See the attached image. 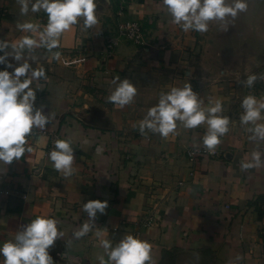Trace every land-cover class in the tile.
Instances as JSON below:
<instances>
[{
  "label": "crops",
  "instance_id": "crops-1",
  "mask_svg": "<svg viewBox=\"0 0 264 264\" xmlns=\"http://www.w3.org/2000/svg\"><path fill=\"white\" fill-rule=\"evenodd\" d=\"M34 2L29 0V9ZM95 4L93 27L85 28L80 18L60 35L59 47L25 49L19 61L8 56L6 64L13 68L0 64V71L9 72L23 63L43 68L45 77L31 85L33 114L42 111L49 120L45 128H33L46 133L29 139L31 152L9 165L0 162V247L44 216L55 219L62 233L49 250L54 264H101V257L114 264L103 241L115 248L128 235L151 246L146 264H264V139L255 131L264 125V109L259 120H242L246 97H254L257 107L264 103V62L257 61L264 23L254 34L258 42H248L250 29L239 47L221 48L213 60L225 66L221 74L216 68L203 73L197 31L172 23L163 0ZM119 19L140 21L144 42L123 37L109 51ZM26 22L39 30L21 31L18 24ZM47 22L43 11L22 16L17 0H0V41L9 44L0 56L13 53L11 44L23 36L39 42ZM250 76L256 79L248 86ZM125 80L136 95L121 107L109 97ZM186 84L203 109L220 102L216 115L229 119L217 155L188 154L204 145L206 124L188 129L177 121L167 137L146 126L142 130L162 94ZM52 135L72 148L71 175L53 167ZM95 200L108 207L104 213L96 210L93 220L84 205ZM150 215L155 221L145 226ZM85 223L89 231L77 237Z\"/></svg>",
  "mask_w": 264,
  "mask_h": 264
},
{
  "label": "clouds",
  "instance_id": "clouds-1",
  "mask_svg": "<svg viewBox=\"0 0 264 264\" xmlns=\"http://www.w3.org/2000/svg\"><path fill=\"white\" fill-rule=\"evenodd\" d=\"M17 3L20 5L22 16L27 15L29 11L32 13L43 11L47 14L48 22L44 31L39 33V42L31 36L21 37L18 42L11 44L13 53L5 52L4 56H0V64H6L10 55L16 61L21 60L25 49L32 50L45 46L51 50L59 47L60 35L77 25L80 18H83L85 28H91L98 23L95 0H35L31 9L29 0H17ZM163 5L171 15L172 23L181 25L183 22L185 32L193 28L198 32H207L209 21L223 20L226 16L235 17L247 7L243 0H236L234 6H226L225 0H163ZM18 27L23 32L35 33L39 30V25L31 22L18 24ZM8 47L6 41H0V51ZM55 55L59 59L60 54ZM6 67L13 68V65L7 63ZM45 75L43 68L31 69L28 63L15 67L12 72L0 71V162L4 165L20 160L26 151L31 152L32 148H26V138L32 133L33 128L43 129L49 123L42 111L33 114L36 96L31 85L34 79L38 80ZM255 79V76H250L248 86H251ZM135 95V87L125 80L109 99L122 107L129 104ZM201 105L202 101L192 91L190 84H186L182 89L173 88L170 93L162 94L159 103L149 109L148 116L152 119L146 118L142 122V130L146 126L167 137L176 130L177 121H181L188 129L206 124L207 134L203 143L207 149L214 151L221 143L220 137L228 132L229 119L216 115L222 111L220 102H216L214 107L208 109H203ZM242 106L246 111L242 117L244 123L261 119L260 109H264V103L257 107L256 99L248 96ZM255 131L264 139V125L257 126ZM55 149L50 153V160L54 162L53 167L57 171H62L65 176L71 175L73 154L69 143L57 140ZM253 158L258 165L259 154L254 153ZM253 166L256 165H245L246 168ZM107 207V201L95 200L85 204L84 210L94 220L96 210L104 213ZM89 228L88 223L83 224L82 230L76 232V236L86 235ZM60 235L62 233L58 231L55 219L37 216L23 231L15 235L14 242L7 241L0 247V256L4 258L3 264H54V258L49 250L53 248ZM103 247L111 249L108 252V261L114 264H146L150 260L151 246L132 235L126 236L115 248L110 241L104 240ZM100 259L101 264H105L103 257Z\"/></svg>",
  "mask_w": 264,
  "mask_h": 264
},
{
  "label": "rangeland",
  "instance_id": "rangeland-1",
  "mask_svg": "<svg viewBox=\"0 0 264 264\" xmlns=\"http://www.w3.org/2000/svg\"><path fill=\"white\" fill-rule=\"evenodd\" d=\"M235 2L236 0H225V5L234 6ZM253 17L252 11L246 7V10L238 12L235 17L226 16L223 20L209 21L207 32H198L196 30V37L199 42L196 48L199 50L198 54L203 59V73L209 70L213 71L216 68L215 70L221 74L225 66L219 62H214V58L221 51L222 47L225 51H228L227 48L232 44H235V47L237 45L239 47L250 29L258 28L264 23L263 18L257 19ZM229 67L228 70L233 68L231 65Z\"/></svg>",
  "mask_w": 264,
  "mask_h": 264
},
{
  "label": "built area",
  "instance_id": "built-area-1",
  "mask_svg": "<svg viewBox=\"0 0 264 264\" xmlns=\"http://www.w3.org/2000/svg\"><path fill=\"white\" fill-rule=\"evenodd\" d=\"M124 9L125 5H121L120 11L118 12V16L122 17L124 16ZM123 37H126L132 41H134L137 44H141L144 42L145 38V29L143 27V24L140 21L137 20H131V19H119L117 21L116 31L115 33L110 37V43L108 44L109 51H113L115 46L117 45L118 41L122 39ZM46 132L39 131V130H32V133L26 138L27 144L31 137L37 136L39 134H44ZM58 140V136L52 135L51 136V144L50 149L51 151L56 150L55 149V142ZM26 144V145H27ZM219 152L215 149L214 151H210L205 147V145L189 149L188 154L191 158H196L199 155L202 154H210V155H217ZM155 221L154 216L150 215L148 219L145 220L143 223L145 226L151 225Z\"/></svg>",
  "mask_w": 264,
  "mask_h": 264
},
{
  "label": "water",
  "instance_id": "water-1",
  "mask_svg": "<svg viewBox=\"0 0 264 264\" xmlns=\"http://www.w3.org/2000/svg\"><path fill=\"white\" fill-rule=\"evenodd\" d=\"M245 2L246 5H248L247 7L249 8L250 11H252L254 17L253 18H257L260 19V17L264 16V0H243ZM256 29L257 28H253L251 29V34L250 37L248 38L251 44H254L255 42H258L259 38H256ZM255 34V35H254ZM257 61L261 60L262 62H264V48L263 50L259 53L258 57H257Z\"/></svg>",
  "mask_w": 264,
  "mask_h": 264
}]
</instances>
